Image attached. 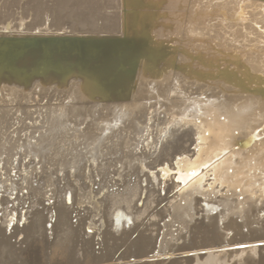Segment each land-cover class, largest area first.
I'll use <instances>...</instances> for the list:
<instances>
[{
	"label": "bare ground",
	"instance_id": "6f19581e",
	"mask_svg": "<svg viewBox=\"0 0 264 264\" xmlns=\"http://www.w3.org/2000/svg\"><path fill=\"white\" fill-rule=\"evenodd\" d=\"M50 1H52V3L47 4L46 6V5H41L38 0H0V35L25 34L31 29H34L41 25L42 26L45 25V20L47 18H49L50 20L47 29L54 28V26H56L55 19L57 18L60 19L64 18L65 20L64 22H68L67 24L70 27L72 26L73 22H76L78 27L80 28H84L86 27V25H92L96 23L97 20L100 19L98 14L99 5L94 0H78L77 2H74V0H50ZM142 1L145 7L154 8L155 6L153 4L154 0H142ZM173 1L175 3L179 1L182 4L184 0H173ZM190 1H191L190 7L188 8V10H186L185 16H183L182 21L180 20L176 21L177 27L179 28L178 31H181L180 28L182 29V33L180 32L178 36L180 39L178 42L179 46L177 47V51L175 53L170 54L171 57L166 59V63L160 64L158 67L156 66V61L154 63H151L152 62L151 59L153 58V56L154 58L156 57L154 53L158 54L160 52V51L158 52V48H152L151 46L150 51L148 53H145V55L140 59L139 64L135 66V68H133L130 63L128 68L126 67L127 65L126 63L123 64L124 69L119 70L116 76L117 79L115 81L117 82L120 75H123L121 76L120 82H118V84L112 85L113 83H115V81H113L111 82L112 84L104 85L105 79L109 78L112 72L114 71L113 68L114 66H112V64L110 63H108L107 66L108 68H106L104 71L105 73L102 74L99 73L101 77L99 76V78H97L96 76L95 77L92 76L91 81L89 80L91 86L95 88V90L93 91L99 90L102 96H105V93L107 92L106 93L107 95L111 94L112 96H115V98L119 97L122 99L120 100L122 102H118L115 105H113V103L110 104L113 105V109L116 112L120 111L119 117L121 119L125 118V113H127L128 111L136 110L135 109L136 103L134 98L139 97V93L142 91L146 92L144 95L146 101L149 102L151 100H154L156 104L159 103L155 111L153 110V112L158 114L159 112H165L166 109H171V105H172L171 101L168 99L169 95L167 96L164 95L165 93L164 89H168L170 94L171 93L173 94V92H176L175 94H179L182 91L181 88L177 87L178 85L180 86V83H178L177 86L175 85L174 82L172 85L170 84V82H172V78L175 77L183 78L185 82H189V79H193L195 82L199 81L197 85V90L203 83L202 80L205 79L206 82L208 81L206 83L207 86L206 92H208L207 94L210 97V99L207 100L210 110L207 111L205 107L200 106L199 102H195L196 109L190 108L186 110V108H184L181 111V113H178V110H176L177 111L176 112L175 109H171L169 110L170 112L167 114V118L169 122L164 130V133L162 134V137L165 136V138H167L172 135L174 128L177 126V124L187 123V127L191 124V128H193L195 131V134L193 135L194 138L193 140L190 141V145H192L191 150H182L181 151L182 154L180 155L181 157H179L178 160H174L173 162L170 163L167 161L168 159L167 157L174 154L177 151L175 148L169 149L168 153L165 154L164 157L155 160L152 159L151 162H144L143 160H137V157L135 156H131V159L135 157L134 160H131L132 161L131 163L130 160L128 161L126 159L121 162L120 165L121 169L119 170L118 176L120 175V171H122V169H124L125 166L131 169V170L129 169L131 171L129 173H132L134 170H136L137 174L134 173V177H135L134 184L131 183L132 189L139 188L140 190H143L147 188L144 186H140V183L147 182L146 179L147 177L146 178L144 177V175L146 176V170L154 169L156 166L166 161L162 168H157V170L161 172L158 174L160 176L159 179L161 181L160 183L162 184V187L160 189L165 192V195L163 197L157 196L156 200L158 201V199H160L166 201V199H168V190L170 189H176V192L172 194V196L170 197L172 198L171 199L172 201H170L169 205L167 204L168 205L167 207L164 206L166 208V210H164L166 211V213L161 214L162 215L161 220L163 219V217H165L170 213L174 215L176 211L175 201H177L178 199L184 196L182 191L188 186L197 187L198 190L200 189L203 190L204 187H207V189H209L208 192H211L212 190H213L212 192L214 191L216 192L220 190L221 187L224 188L225 191H227L229 188H236V187H239V190L243 191L245 190L246 186L249 185L252 186L257 184L255 183L259 180V179H255L257 176L260 177V180L264 184V82H263L264 81V45L261 44L262 39H264V21L256 22L255 24L252 25L251 33L255 35L251 37L252 39L246 37L247 29L249 27L248 25L250 24L246 23L247 24L246 25L243 22L242 23L239 22L240 20H235V26H236V30L234 33L236 37L235 40L229 41L228 38H226L225 36V31L221 36H218L217 42L215 43V49L214 48L213 49L216 51L215 55L218 57L217 58L218 63L221 64L222 62H224V65H222L219 69H216L215 68L216 66H213V64H208V62L206 64V61L204 59V56L207 59L212 58L211 53H209L210 50H208L209 48L208 45L213 44L215 38H211V36L206 38V40L202 43L201 46H197L195 43L196 46L195 53L198 55V61L195 60L193 62L188 56V53L191 52V50H189V47L194 43L192 42L193 39H190L185 35V31H186L185 27L188 25L189 20H191L190 9L192 10V8L202 0H190ZM205 1H207L206 3L209 2L211 7H214L216 3L225 5L226 12L221 13L219 15V19H222L224 16H226V14L228 13V7L231 5L234 6V12L232 16V18L234 19L236 18V16L240 15L241 13L240 4H243L244 6L245 5L253 6L258 10L257 12L260 13L263 12L264 14V0H205ZM174 5L175 4H173V6ZM28 9H32L31 21L29 24H25L24 30H19L18 27L20 26V21L27 17L26 15ZM204 9H205V5H204ZM198 14L199 13L194 14L195 19L196 16H198ZM248 20L250 22L252 21L250 15L248 16ZM7 22L12 24L10 31H4V25ZM173 22H175V20ZM244 29L246 30L245 32ZM144 31H145L144 33H149L152 42L154 40L152 39V37H156V36L159 39L158 41L159 43L163 41V38H161L163 35V33H161L162 32L161 27L160 28L157 27V29H154L151 26H149V30H144ZM168 31L169 29L166 30V33H168ZM196 33H198V31H196ZM196 33L191 34L190 32H188V35H196ZM137 34L139 36L145 35V34L141 35L139 32ZM259 36H261L262 39L260 38L258 39ZM221 39H225L226 42H224L222 45H218L217 43L221 41ZM241 39L243 40L242 43H241L242 41ZM234 41H236L237 43L240 42L239 46L235 47V44L233 45ZM243 43L248 45H245ZM226 44L228 45L230 44V48L228 50L226 49L227 48ZM246 46L247 47L253 46L255 51L246 50L245 49ZM163 49L164 48H161V50ZM159 56L162 60L163 57L161 55ZM241 58L243 61L239 62V59ZM212 60L213 59H211L210 61ZM71 61L74 64L77 62L76 59L74 58L71 59ZM243 62L249 65L248 67L251 72L262 75L260 76L259 80L256 78L251 79L250 75L246 73L245 68H243L242 66ZM67 63H68L67 60H63L61 62V66L66 69L67 68L66 66L68 65ZM226 64H230L231 68H229L228 65ZM173 65L174 66L176 65L177 69H175ZM162 66H165V69L163 71L161 69ZM184 68H188V69H184ZM193 68L195 69V71ZM71 70H72L71 76L75 80L81 79L82 81V77L79 74V72L72 68ZM149 78H151V80H149ZM81 83H84V80ZM158 83H160V86H157ZM70 86L66 89H60V92L63 95L65 94V96L68 99H70V102L59 103L57 104V106L51 107L50 110H47V108L45 107V111L50 112L49 114L50 116H47L46 119V127L42 130L37 131L36 136L30 137V138H34V140L33 142H30V146H28L27 147L28 149L25 151V147L27 146V144H29L28 141L29 139L26 140L25 141L26 145L22 149V151L27 153L29 157L30 155L32 156V159L34 160L33 161L34 165L38 163L42 165L44 161L43 160L44 157L46 156V154H48L49 155L48 157L50 158L49 160H51L53 165L56 163L57 165L60 166V168L63 169L64 166L66 167L70 163L71 167L67 170L64 169L65 170V171L63 170L64 176L61 178V180L58 179V186L60 184V187H57V185L55 186L54 182H52L51 179L50 180L48 179L49 176L45 177V180L49 181L48 185H52L53 187L51 192H53L52 193L54 196L53 198L55 199L51 204L48 205L44 204L45 201L44 198L41 195L38 196V194H36L38 191L37 189L39 187L38 188L35 187V190L33 189L35 191V195L34 197H31L32 198L31 200L32 205L30 206L31 210L30 211L27 210L28 212L27 216H29L28 222H26V224L20 229V231L24 233L21 243H24L31 237L33 238L29 241L30 244L27 250L25 252L23 251L24 253L22 254V256H20L18 253L21 249L18 250L17 248L14 247V244L10 242L11 239L15 236V234L19 232V228L15 226V222H14V226L11 227L13 220H15L14 219L15 214L11 213V217L7 218L8 214H10L9 213L10 211L7 212L4 209L6 207H3V209L6 211L3 212V214H5L4 217L6 219L5 222L3 220L2 223L4 222V224L5 223L6 224L4 228L1 227L2 225L0 226V264H12V262H16L18 264H40L42 262V261L40 262V256H41L40 251L42 247H44L46 241L49 242V240H52L49 239L51 235L53 236V239L57 240L56 244L59 247L58 253L53 256L54 258H56V256L57 257L62 256L63 257L62 259H64V261L61 262V264H79L80 263L79 260L74 258L75 254L83 256V259H85L84 260L85 264H126V263L128 264L131 262H134V264H179L180 263L179 260H182L186 264H189L188 262H191L193 260V257L190 254L192 252H198L202 250L204 251L208 250L209 252H212V253L208 252L209 254L206 257L208 262L213 261V264L214 262L215 263L217 262L216 264H227L226 258L231 254V252L226 250L225 247L228 245L241 244L240 242L233 243V241L231 242L230 239H225V238H217L215 240H209L207 242L205 241L200 242L192 239H190V241L182 240V242H176L174 240L173 242L172 241L170 242V240H167L163 236L165 234L171 235V233H169L168 231L160 232V229L162 227H164L165 229L167 225L171 226L172 222L177 221V220L173 221L172 218H170L169 222H165L162 225H160L158 222L156 223V220L155 222H151V226L153 225V229L151 232L148 233L145 232L142 225H141L142 227H139L140 226L139 225L138 227L143 229L142 230L136 229L137 234L135 238L131 239L130 233L133 230H135L134 227L135 225L128 226V229H124L125 228L124 226L126 225L123 226L124 227L123 229L121 228V226L123 225L122 224L123 220H126L124 215H131L132 213L135 212L134 210H136V206H135L136 200L133 199L132 201H128L127 200L128 197H127L126 200L128 201V203H126L127 201L124 199L126 205L123 207L121 205H123L124 203L121 205H115L112 204L111 202H110L111 206L106 207L104 202H107L109 200L111 201L113 197H117L115 196L116 194L112 195L113 197L110 195L112 199H109L111 197H109L108 195L106 198L109 197L108 198L109 200L105 199L104 202L102 198L97 199L94 198L95 195L94 196L93 194L91 195V193L93 192L95 193V190L93 191L91 189L92 184H96L97 188L101 189L103 186L106 185L107 181L104 184V182L101 181L94 182L92 179H90L91 175L88 173L89 165L88 166L84 165L87 163L83 164L78 162L76 165H74V163H76L74 162L75 157L80 154V151L82 150L83 147L79 150L76 149V151H74L75 150L74 146L77 143L71 141L60 143L63 145L60 144L53 145L54 140H56L59 137H63L66 134H69L68 133L69 130L75 131L76 129L80 128L83 122H84L83 126L90 130L94 124L92 123L93 119L90 118L89 115L87 114L88 111L87 108H85V106H88L90 103L82 102L81 100L73 98V96H75L74 95L75 89ZM23 88L24 90H27L26 86ZM105 88L107 89V91H105ZM38 89L39 87L38 88L33 87L30 93H28V95L30 94L29 96H32V99L34 98L33 101L34 100L36 101L38 98L39 99L46 98L47 96V94L43 90H38ZM77 90L78 92H80V94L87 92V89L85 88L84 85L79 86ZM101 94H99V96ZM188 99L191 100L192 98L188 97ZM91 104H94V106L99 105L96 103H91ZM91 110L94 111L96 109H91ZM109 111L105 110V112L102 113V117H100L98 122L94 124L93 132L91 134L93 137V141H92L93 143H91L92 146L90 145L88 149V153H89L88 158L91 160L94 169L95 166L97 165L108 164L110 161L117 159L118 156L111 157L110 155L117 154L119 150V146L120 148H122V150H124L123 152L126 153L124 157H129L130 155L127 156L128 151L126 152V150L130 148V143H129L131 139L130 134H134V131L139 126V119H136L134 121V124L132 125L133 129L131 127V130H129L130 132L124 133V136H122L123 139H121L120 143H117L114 146H112L110 152L101 153L100 143L102 145V140H104L105 138L104 134H106L107 131L106 129L109 127V123L107 122L108 119L106 118L108 116ZM174 111L176 112L175 115L173 114ZM4 113L5 112L3 110H0V117ZM161 116L162 115L160 114L159 115L160 119H162ZM118 122L120 124V121ZM39 127H41V124L39 125ZM113 127L115 130H119L120 125L114 124ZM90 130L88 132L89 134L91 133ZM104 130L105 132H103ZM115 132L113 133L115 135H119L117 133H120V132L117 133ZM2 138L1 140L3 143L1 144L2 146L0 147V149L2 148L3 150L5 148V144H9V142ZM36 141H38L39 144L34 146V143ZM150 144L151 141L144 142L143 148L144 147L149 148ZM63 146L66 147L64 148ZM68 155L70 157L67 158ZM98 159H101V161L99 162ZM0 165H1V159H0ZM188 167L190 168L189 170H187ZM62 169H60V171ZM207 172H210V174H207ZM99 173L100 171L98 173H95L91 177L99 175ZM189 173H193L192 176ZM149 175H150V179L152 180L151 182L153 183L150 186L155 187L159 180L156 179L155 172H151ZM149 175L147 174V176ZM189 175L191 176L190 178ZM207 175H210L212 177L209 183H205ZM82 176L87 181V183L85 184H88V187L90 188L87 195H88V199H90L89 203L93 205V206L91 205L87 209V212L85 211L84 215L79 214L81 213V211L78 212L79 207L77 205V201L79 202L80 200L76 198L83 187L81 188L82 186L81 182H75V179L80 178ZM166 178L172 181L170 184L164 186V182ZM40 180H41L40 178H35V184ZM42 180H44L43 177ZM46 181L45 183H47ZM120 184L128 185V182L124 178L120 181ZM200 186H202V188H200ZM122 188H124V186ZM12 189H15L14 185L9 186L8 188V190H12ZM68 190L71 191L72 196L66 194ZM146 191L147 190H145V192ZM150 191L154 192L155 189L154 190L150 189ZM142 193L143 192L141 191V194ZM28 194H27V198L30 197V195ZM125 194L126 196L128 195L127 193ZM133 195L135 197V194ZM149 195H151V193ZM122 197H124V195H122ZM150 197L148 198V200L150 199ZM48 198H46V200ZM170 198L168 200H170ZM6 199L7 198H3L2 201L0 199V206L6 201H8ZM154 200L155 199H153V202ZM191 200L193 202L195 211L198 210L205 212V206L202 205L201 202L206 203L208 201L200 197H192ZM157 201H155L156 202L155 204H157ZM102 202L104 205L103 207H101ZM23 203H25V201H23ZM40 204L42 206L40 207L41 209L37 207ZM148 205H151V203ZM229 205H230V201H228L227 199L221 200L223 213L221 212L220 213L224 214V212L226 211ZM12 208L13 207H11L10 209ZM121 208H124L125 210L124 215L119 214V212L116 213V210L118 209L121 210ZM153 210L154 209L152 208V211ZM42 211L44 212L46 211L47 213H49L48 218L47 216L43 215L44 213H42ZM157 212L159 211L157 210ZM72 214L74 215L79 214L78 215L79 218L77 219L76 224H73L70 221V217ZM93 214H95V216L99 214L98 215L100 218V219L98 218L99 226H94L95 221L92 220L91 218ZM20 215L21 216L18 218L19 221L22 220V216H23L22 214ZM105 215L106 218H104ZM151 216L149 220H151L152 218ZM51 218H54L53 222L50 221L49 227L45 226V224L49 222L48 219ZM101 218L103 219L101 220ZM85 219H89V221L86 222ZM174 219H176V217ZM215 220H216V216H204V217H200L199 219H195L191 223H189L187 227L184 228L185 232L181 235H178L177 239H185L186 237H188V234L190 236L192 235V238L196 237L197 234L203 231L204 229L206 230L213 228ZM107 222L111 224L109 225V227L106 226ZM223 225L224 226H221L222 228L228 226L229 224L226 223ZM89 228H92L91 234L85 231V229H89ZM100 228L102 229L100 230ZM4 229L6 230L10 229L9 234H6ZM80 230H84L83 235H80L78 233ZM192 231L194 232L192 233ZM94 238H96V240H94ZM77 242L81 243V245L79 244L80 247L78 246ZM76 244L78 247H76ZM93 244L95 245L97 244L99 246V249L103 251L100 256H96L94 254L95 248L92 247ZM223 244L225 245L222 246ZM84 245H87L90 248V251H86V250L82 251V246ZM121 247L122 249H120ZM262 249L264 250V247L261 248L257 246H251L247 250L241 251L240 255L238 256L240 257L244 253H249V252L250 254L251 253L257 254V252ZM225 251L228 252L223 253ZM148 254H150V256H147ZM130 257H132V260H128V258ZM154 258H160L161 260L155 261ZM195 258L197 261L198 260L197 257ZM238 259L240 261V258ZM245 260L248 261V257ZM249 264H264V259L262 257H259L256 260L249 261Z\"/></svg>",
	"mask_w": 264,
	"mask_h": 264
},
{
	"label": "rangeland",
	"instance_id": "374dc122",
	"mask_svg": "<svg viewBox=\"0 0 264 264\" xmlns=\"http://www.w3.org/2000/svg\"><path fill=\"white\" fill-rule=\"evenodd\" d=\"M205 8H208V11H207L208 14L206 16H210L209 19L211 20L208 23H214V24H210L208 29L203 30V31H198V33H196V31H195L194 33H196V35H188V32H186V31H185V35L188 38H190V39H195V38L202 39V42L196 43L197 46H201L202 45V43L206 40L205 37L207 35H208V37L211 36V38H215V41L213 42V44L208 45V47H209L208 50H210L209 53H211V57L212 58L207 59L204 55L203 56H204V59L206 61V64L208 62V64H213V66H216L215 67L216 69H219L222 65H224V62H222L221 64L218 63V60H217L218 57L215 55L216 51L214 50L215 49V43L217 42L218 36H221L224 33L226 27L229 26V25L227 26V25L222 24V22L230 21V20L234 19V18H232L233 12H234V6L231 5V6L228 7V13L222 19H219V15L221 13H223V12H226L225 5H222L220 3H216L214 5V7H211L210 3L208 2L205 5ZM200 9L202 10V7H200L199 5L194 6L192 8V10L190 9L191 20H189L188 25H191V23L193 24L194 19H195L194 14L195 13H199L200 14V12H199ZM240 9H241V13H240V15L236 16L235 19L240 20L239 22H241V20H243V23H249L250 24V27H248L247 32L248 31L251 32L252 25L255 24L256 22L264 21L263 12H261V13L257 12L258 10L255 7L248 6V5L244 6L243 4H240ZM242 12H243V14H242ZM249 15H250L251 20H252L251 22L248 20V16ZM190 17H189V19H190ZM62 20H64V18H62ZM212 28L214 29L215 33L214 32H210V30ZM228 28L230 30L229 31L230 33L227 34L230 37V38H228V40L229 41L235 40L236 39V37L234 35L235 30H236L235 22L231 26H229ZM154 29H157V28H154ZM178 30H179V28L177 27V23H176V26H175L174 30L171 31L169 29L168 33H166V31L163 32V35L161 37V38H163V41L161 43L158 42L159 39H158L157 36L156 37H152V39H156L157 38V44H154V42H156V41L153 40V42L151 44L152 48H158V52L160 51L158 54H156V57H155L156 66L157 67L160 64L166 63V59L170 58L171 57L170 54L173 53V52H168L165 47H162L164 49L161 50L160 46L162 44L166 43V40L170 39V37L172 39H174V40L179 42L180 39H179L178 36H179L180 32L182 33V29L180 28L181 31H178ZM199 37H201V38H199ZM259 38L261 39L262 37L259 36L258 39ZM255 43H257V42H255ZM230 44H231V42H230ZM230 44L229 45L226 44V46H227L226 49L227 50L230 48ZM261 44L264 45V39H262ZM169 45L172 46V45H174V43H171ZM189 50H191V52L195 53V50H196L195 44H192L189 47ZM159 55H161L163 57L162 60H161ZM158 57L160 58V60H159ZM211 59H213V60L210 61ZM226 65H228V67L231 68L230 64H226ZM126 67L127 68L129 67V63L126 65ZM161 69L163 71L165 69V66H162ZM184 69H188V68H184ZM194 71H195V69H194ZM149 80H151V78H149ZM173 82L175 83L176 86L178 85V83H180V86L178 85L177 87L181 88L182 91L180 93L178 92L179 94H175L176 92H173V94L172 93L170 94L168 89H164L165 90L164 95L165 96L169 95L168 99L172 103L171 109H175V111L178 110V113H181V111L184 108H186V110H188L190 108L191 109L192 108L196 109L195 102H199L200 106L205 107V109L207 111L210 110L209 104L207 102V100H209L210 97L207 94L208 92H206V88H207L206 83L208 81L206 82L205 79L202 80L203 83L201 84V86L199 87L198 90H197V85H198L199 81L195 82L193 79H189V82H185L183 78L175 77V78H172V82H170V84L172 85ZM165 85H167V84H165ZM157 86H160V83H158ZM142 88H144V87H142ZM145 93L146 92L142 91V92L139 93V97H135L134 98L135 103H136V108H135L136 110H134L135 112L133 110L128 111L130 114L128 112L125 113V118L124 119H121L119 117L120 116V111L116 112L113 109V105H115L116 103H113V105H110V104H99V105H95V106H94V104L90 103L88 106H85V108H87V110H88L87 114L89 115L90 118L93 119L92 123H94V124H96L98 122V120L100 119V117H102V113L105 112V110L106 111L111 110V111L108 112V116L106 117L108 119L107 122L109 123V127L106 129L107 130L106 134H104L105 138H104V140H102V145L100 143V151H101V153L110 152L112 146H114L117 143H120L121 139H123L122 136H124V133L130 132L129 130H131V127L134 124V121L136 119H139V126L134 131V134H130V138H131L130 142H129L130 143V148L128 150H126V152L128 151L127 152V156L130 155L129 157H124V155L126 153H124L123 152L124 150H122V148H120V146H119V150H118L117 154L110 155L111 157L118 156V158H117L118 162H117V159H114V160L110 161L108 164L97 165V166H95V169H94V167L92 166L93 164L91 163V160L88 158V155H89L88 149H89L90 145L92 146L91 143H93L92 142L93 141V137H92L91 134L93 132L94 124H93V126L91 127V130H90V129L85 128L83 126L84 125V122H83V124L80 126V128L76 129L75 131L72 130L73 132L71 130H69L68 131L69 134H66L63 137H59V138H57L56 140L53 141V145H57V144L64 143V142H70V141L71 142H76L77 144L74 146V149H75L74 151H76V149L79 150V149H81L83 147L82 150L80 151V154L75 157V161L74 162H76V163H74V165H76L78 162L83 163V164L87 163V164H84V165H87V166L89 165L88 166L89 168L88 167L87 168L89 170L88 173L91 176L94 175L95 173H98L100 171L99 175H96L94 177L90 176V179H92L94 182L101 181V182H104V184H105L106 181H107V183L101 189H98L96 184H92L91 185V189L93 191L95 190V193L93 192V193H91V195L92 194H93V196L95 195L94 198H97V199L98 198L99 199L102 198L103 202H104L105 199H108L112 195L116 194L115 196H117V197H113L112 196L113 199H112V197L109 198V199H112L111 201L108 199L109 201L106 200L107 202H104L106 207L111 206V203L115 204V205H121V204L124 203L123 205H121L123 207V206L126 205L124 199L126 200L127 197H128L127 198L128 201H132L133 199L136 200V202L134 201L136 203L135 204L136 210H134L135 212L132 213L131 215H124V211H125L124 208H121V210H119V209L116 210V213L119 212V214H123L125 219L127 220V221L123 220V222H122L123 225L121 226L122 229L124 227H125L124 229H128V226H131V225L134 226L135 225L134 226L135 230H133L134 232L132 231L130 233V238L131 239L135 238V236L137 234V230H142L144 228L146 233L151 232L152 229H153V225L151 226V222H155V220H156V223L158 222L160 225L164 224L165 222H169L170 217L165 216L161 220V216H162L161 214H165L166 213V211H164V210H166L165 207H167L169 205L170 201H172L171 200L172 198H170V197L172 196V194H174L176 192V189L168 190V199L170 198V200H168V199H166V201L165 200H160V199H158V201L156 200L157 196L163 197L165 195V192L160 189L162 187V184L160 183L161 182L159 180L160 176L158 174L161 173V172H159V170H157V168H162L166 161H164L162 164L156 166L154 169L146 170V176L144 175V177L145 178L147 177L146 178L147 182H141L140 183V186H144V187L147 188V189H143V190H140L139 188L132 189V184H134V181H135L134 180L135 179L134 173L137 174L136 170H134L132 173H129V172H131L130 171L131 169L129 167L125 166L124 169H122V171H120V175L118 176L119 170L121 169L120 168L121 162L126 159L128 161L130 160V163H131L132 162L131 160H134L135 157H137V160H143L144 162H151L152 159L155 160V159H160V158L164 157V155L168 153L169 149L175 148L177 151L174 154H172V155H170L168 157L166 156L168 158L167 161L169 163L173 162L174 160H178V158L181 157L180 155L182 154V152H181L182 150H191L192 145H190V141L193 140V138H194L193 135L195 134L194 129L191 128V124L187 127V123H184V124L180 123V124H177V126L174 128V131H173L171 136H169L167 138H165V136L162 137V134L164 133V130H165V128H166V126H167V124L169 122L168 118H167V114L170 112L169 110H171V109H166L165 112H159L158 114L153 112V110L155 111V109L157 108V105L159 103L156 104L154 100H151L149 102L146 101L145 98H144ZM29 95L25 94V96H23L22 91H20V92L14 93L12 95H8L7 93H5V95L2 94L0 96V110H3L5 112L0 117V141H1L0 142V147L2 146L1 144L3 143L2 140H1L2 137H3L2 139H5V140H7L9 142V144H5V148L3 149L5 151H3L2 148L0 149V159H1V165H0V199L2 201L3 198H7L6 200L9 201V202L6 201L5 202L6 204L3 203L0 206V226L2 225L1 226L2 228H4V226L6 224V223L4 224L5 219H6L4 217L5 214H3V212H6V211L7 212L10 211L9 212L10 214H8L7 218L11 217V213L15 214L14 219L16 221L13 220V222L11 224V227L14 226V222H15V226L17 228L21 229V227H23L26 224V222H28L29 216H27V214H28L27 210L28 211L31 210L30 209V206L32 205L31 204V200H32L31 197H34V195H35V191H34L35 187L36 188L39 187L37 189L39 192L36 190L37 191L36 194H38V196L41 195L44 198V200H45L44 204H46V205L51 204L53 202V200L55 199V198H53L54 197L53 194H52L53 192H51L53 187H52V185H48L49 181H46L45 177L49 176L48 179L49 180L51 179L52 182H54L55 186L57 185V187H60V184L58 186V179L61 180V178L64 176V174H63V170L64 169L67 170V169H69L71 167L70 163L66 167L64 166L63 169L60 168V166L57 165L56 163H55L56 165L55 164L53 165L51 160H49L50 158L48 157L49 156L48 154H46V156L44 157V159H43L44 161H43L42 165H40L39 163L34 165L33 164L34 160L32 159V156L30 155V157H29V155H27V153L22 151V149L26 145L25 141L29 139L28 140L29 144H27V146L25 147V151H26L28 149L27 147L30 146V142H33V140H34V138H30V137L36 136L37 135V131L42 130V129H44L46 127V119H47V116H50L49 115L50 112L45 111V107L47 108V110H50L51 107L57 106V104H54L55 102L52 101V100H48V102H47L46 99H41V98L39 99L38 98L36 101L35 100L33 101L34 98L32 99V96H29ZM188 95H190V96H188ZM52 96H51V98H52ZM110 96H112V95L110 94ZM30 97H31V99H30ZM113 97H115V96H113ZM188 97H191L192 99L190 100V99H188ZM34 102H36V103H34ZM91 109H96V110L93 111ZM175 111L173 113L174 115L177 112V111L176 112ZM160 114L162 115L161 116L162 119L159 118ZM197 119H199V118H197ZM118 121H120V124H119ZM40 124H41V127H39ZM114 124L120 125L119 130H115L114 129V127H113ZM132 129H133V127H132ZM89 130L91 131L90 134L88 133ZM115 131L120 132V133H117ZM103 132H105V130ZM114 132L119 134V135L113 134ZM26 134H28V135H26ZM147 141H151V144L149 145L150 147L149 148H145V147L143 148L144 142H147ZM37 144H39L38 141H36L34 143V146H36ZM60 145H63V144H60ZM6 147L7 148L9 147V148L7 149ZM63 147L65 148L66 146H63ZM150 152H151V154H150ZM131 156H135V157L133 159H131ZM182 156H185V155H182ZM68 157H70V156L68 155L67 158ZM84 159H86V160H84ZM87 160H88V162H87ZM98 161L100 162L101 159H98ZM37 165H38V167H37ZM44 166H45V168H44ZM170 167H172V166H170ZM37 168H39V169H37ZM60 169H62L61 170L62 172L60 171ZM189 169L190 168L188 167L187 170H189ZM110 171H113V172H110ZM91 172H92V174H91ZM151 172H155L156 179L159 180L155 187L150 186V185L153 184L151 182L152 180L150 179V175H149ZM168 173H170V172H168ZM128 174H130V175H128ZM147 174L149 176H147ZM207 174H210V172H207ZM35 175H38V176H35ZM124 176H126V177H124ZM169 176H171V175H169ZM42 177L44 178V180H42ZM35 178H40L41 180L36 182V184H35ZM124 178L127 180L128 185L127 184H125V185H123V184L121 185L120 184V181L122 179H124ZM211 178L212 177L210 175H207L205 183H209L211 181ZM128 179H131L132 181L128 180ZM45 181L47 183H45ZM171 181H170V179L166 178L165 182H164V186L170 184ZM75 182H81V185H82L81 188L83 187L80 190V193H79V195L76 198L78 200H80L79 202L77 201V205L79 207L78 208L79 209L78 212L81 211V213H79V214L80 215H84L85 211L87 212V209L92 205V204L89 203L90 199H88V195H87V193L90 190V188L88 187V184H85V183H87V181L85 180V178H83V176L80 177V178L75 179ZM12 184L15 186V189L8 190L9 186H13ZM121 186L122 187L124 186L125 189L122 188ZM42 187H44V188H42ZM152 188L155 189L154 192L150 191V189L154 190ZM200 188H202V186H200ZM204 188H206V187H204ZM122 190L124 191V194H123ZM129 190H130V192H129ZM145 190H147L148 193H147V191L145 192ZM141 191L143 192L142 194H141ZM28 192H29V194H28ZM96 193H97V195H96ZM117 193H119V194H117ZM125 193H127L128 195L126 196ZM150 193H151V195H149ZM27 194L30 195L29 198H27ZM66 194L69 195V196H72V193H71L70 190H68ZM133 194H135V197H134ZM108 195H109V197L106 198ZM122 195H124V197H122ZM137 195H138V197H137ZM148 196L149 197L151 196L149 200H148V198H149ZM46 198H48V199L46 200ZM114 198H116L117 200L114 199ZM153 199H155L154 202H153ZM138 200H140V201H138ZM23 201H25V203H23ZM98 201H100V200H98ZM128 201L126 203H128ZM149 201H152V202H149ZM155 201H157V204H155L156 203ZM103 202L101 204L102 205L101 207L104 206ZM150 203H151V205H148ZM108 204H110V205H108ZM28 206H29V208H28ZM3 207H6V208H4L6 211L3 209ZM11 207H13V208L10 209ZM37 207L39 209H41L40 207H42V206L40 204ZM81 207H83V208H81ZM84 207H85V209H84ZM152 208L154 209L153 211H152ZM157 210L160 213L157 212ZM19 211H20V213H19ZM24 212H25V214H24ZM161 212H163V213H161ZM18 213H19V216H18ZM42 213H44L43 215L47 216V218H48L49 213H47L46 211L45 212L42 211ZM93 213H94V211H93ZM20 214L23 215L22 216V220H20L21 222L18 220V218L21 216ZM95 214H96V212H95ZM95 214H93V216L91 218H92V220L95 221L94 222V226H99V223H98L99 222V220H98V218H99L98 215L99 214L96 215V216H95ZM154 214H155L156 217L154 216ZM78 215L77 214L76 215H74V214L71 215V217H70L71 223H73V224L77 223V219L79 218ZM150 216L152 217L151 220H149ZM158 216H160V217H158ZM25 217H26V219H25ZM104 218H106V215H105ZM53 219L54 218L48 219L49 222H47L45 224V226L49 227L50 226V221L53 222ZM102 219L103 218H101V220ZM3 220H4V222L2 223ZM130 220H132L133 222L130 221ZM85 221L87 222V221H89V219H85ZM192 224H191V226H192ZM109 225H111V224L109 222H107L106 226L109 227ZM124 225H126V226H124ZM141 225L143 226V228H139V227H142ZM191 226H190V228H191ZM162 228L160 229V232H162V231L167 232L168 231L169 233H171V235H174L177 232V230H178L177 227L175 226V223H173V222H172L171 226L167 225L165 227V229H164V227H162ZM101 229L102 228H100V230ZM4 230H5L6 234H9V230L10 229L9 230L4 229ZM85 231L88 232L89 234H91L92 233V228L85 229ZM193 232L194 231H192V233ZM78 233L80 235H83L84 234V230H80ZM169 236L170 235H166L165 234L163 237L167 239V238H169ZM32 238L33 237H31L30 239L25 241L26 243L25 242L21 243L22 234H18L16 236V240L18 241V243H16V247L18 248V250L21 249L18 252L20 256H22V254L27 250V248H28V246L30 244L29 241ZM49 239H52V240H49V242L46 241L44 247H42L43 250L41 249V251H40V254H41L40 262L42 261L40 264H43V263L44 264H59V263L61 264V262L64 261V259H62L63 257L62 256H58L59 257L58 258L56 256V258H54V256H53V255L57 254L58 251H59V247L56 244L57 240L53 239L52 235H51V237ZM94 240H96V238H94ZM77 244L80 247L81 243L77 242ZM77 244H76V247H78ZM224 245L225 244H223L222 246H224ZM216 246H218V245H216ZM92 247L95 248L94 249V254L96 256H100L101 253L103 252L101 249H99V246L97 244L96 245L93 244ZM229 247H231V246H229ZM229 247H225L226 250L231 252V254L227 257L228 259L226 258V263L227 264H237V263L238 264H241V263L242 264H249V261L256 260L259 257H262L264 259V256H263L264 250L263 249L259 250L257 252V254L256 253H254V254L251 253L250 254V252H249V253H244L245 255L243 254V255H241L239 257L238 255H240L241 251H245L248 248L231 249ZM259 247L262 248L264 246H259ZM120 249H122V247ZM83 250L90 251V248L87 245H84V246H82V251ZM228 251H225L223 253H227ZM234 251H235V253H234ZM208 252H209L208 250L192 252L190 255L193 257V260L191 262H188V263L189 264H205V263L209 264V262H210V264H213V261H209L208 262L207 259H206L207 255L209 253H212V252H209V253ZM255 254H256V256H255ZM147 256H150V254H148ZM242 256H243V258H242ZM41 257H42V259H41ZM195 257H197V259H198L197 261H196ZM247 257H248V261L245 260V259H247ZM255 257H256V259H255ZM74 258L79 260V262H80L79 264H85V261H84L85 259H83V256L75 254ZM84 258H86V257H84ZM160 258H154V260L155 261H157V260L160 261L161 260ZM238 258H240V261H239ZM128 260H132V257L128 258ZM179 262H180L179 264H186L182 260H179ZM216 263L214 262V264H216ZM12 264H17V263L13 262ZM128 264H134V262H131V263H128Z\"/></svg>",
	"mask_w": 264,
	"mask_h": 264
},
{
	"label": "water",
	"instance_id": "95a60500",
	"mask_svg": "<svg viewBox=\"0 0 264 264\" xmlns=\"http://www.w3.org/2000/svg\"><path fill=\"white\" fill-rule=\"evenodd\" d=\"M38 1L41 5L46 6L52 3L50 0ZM77 1L74 0V2ZM94 1L99 5L98 14L100 19L92 25H86L84 28L78 27L76 22H73L70 27L67 24L68 22L57 18L55 19L56 26L47 29L50 22L49 18H47L45 25L31 29L25 34L0 35V95L5 93L12 95L22 91L23 96H25L33 87H39L38 90H43L47 94L46 98L43 99L52 100L55 102L54 104L68 103L70 99L65 94L63 95L60 89H66L71 85L70 87L75 89L73 98L82 102L96 104L122 102L120 101L122 100L121 98H115L110 96V94L107 95V92H103L105 96H102L99 90L93 91L95 88L89 83L91 77L96 76L99 78V73H105L104 71L108 68V63H110L114 66V71L104 81V85H108L117 79V73L119 70L124 69V63H130L135 68L145 53H148L151 49V38L149 33H144V30H149V26L152 28L161 27V33L167 29L174 30L176 21H182L186 10L191 4L190 0H184L182 4L179 1L175 3L173 0H154V8H149L143 5L142 0ZM206 2L205 0L198 2L197 5L202 7V10L200 9V14L196 16L193 24L191 23V25L185 27L186 32L192 34L195 31H203L208 29L210 24H214L208 23L211 20L209 19L210 16H206L208 8L204 9ZM173 4L175 5L173 6ZM31 15L32 9H28L27 17L20 21L19 30H24L25 24L30 23ZM174 20L175 22H173ZM235 20L237 19L225 21L222 24L231 26ZM242 22L243 20H241ZM248 26L250 27V25ZM11 27L12 24L7 22L4 25V31H10ZM228 27L225 29L226 38H230L227 35L230 33ZM138 32L141 35L145 34V37L139 36ZM210 32L215 33L213 28ZM252 36L254 34L251 32L246 33V37L249 39H252ZM205 38H208V35ZM154 41H156L154 44H157V38ZM192 42L194 44L200 43L202 39L195 38ZM224 42L226 40L221 39L217 44L222 45ZM171 43H174V45L170 46L169 44ZM239 43L234 41L233 45L235 44L236 47L239 46ZM178 46V41L170 37L160 48L165 47L168 52L175 53ZM245 49L255 51L253 46H246ZM154 54L156 55V53ZM188 56L193 62L195 60L198 61L196 53L189 52ZM73 58L77 61L75 64L71 61ZM63 60L68 62L66 69L61 66ZM155 60L153 56L151 63H154ZM242 61V58L239 59V62ZM242 66L251 79L256 78L259 80L260 76H262L251 72L247 63L243 62ZM173 67L177 69L176 65H173ZM71 68L79 72L82 81L81 79L75 80L71 76ZM121 76L123 75H120L118 81H115L112 85L118 84ZM83 80L84 83H81ZM82 85L85 86L87 92L80 94L77 88ZM25 86L27 90H24L23 87ZM105 91H107L106 88ZM99 94L101 95L99 96ZM189 174L192 176L193 173ZM190 175L189 178L191 177ZM255 179L260 180V177L257 176ZM259 180H255L257 181L255 185L246 186L243 191H240L239 187L229 188L227 191L221 187L216 192H212L213 190L208 192L209 189L207 187L203 188V190H198L197 187L188 186L182 191L184 196L176 201L174 215L172 213L166 215L172 218L173 221L177 220L173 223L178 229L167 240H170V242L174 240L182 242V240L190 241L192 239L207 242L217 238H225L230 239L233 243H241L226 246H231L229 247L231 249L264 246V184ZM192 197H200L208 201L206 203L201 202L205 206V212L195 211L191 200ZM225 199L230 201V205L224 214H221L223 213L221 200ZM174 216L176 219H174ZM204 216H216L213 228L204 229L193 238L192 235L188 234L185 239H177L178 235L185 232L184 228L189 223ZM226 223L229 225L222 228L221 226ZM18 234H22L23 238L24 233L19 229V232L10 241L15 248H17L16 243L18 241L16 236Z\"/></svg>",
	"mask_w": 264,
	"mask_h": 264
}]
</instances>
